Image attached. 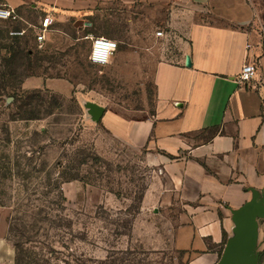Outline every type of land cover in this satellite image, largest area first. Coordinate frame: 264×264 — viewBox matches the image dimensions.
<instances>
[{"label":"crops","instance_id":"0c3cea01","mask_svg":"<svg viewBox=\"0 0 264 264\" xmlns=\"http://www.w3.org/2000/svg\"><path fill=\"white\" fill-rule=\"evenodd\" d=\"M4 2L12 8L30 3L51 21H74L89 50L88 36L142 43L152 26L179 38L177 50L154 63V113L126 119L108 109L102 117L112 136L145 148L155 168L134 227L150 232V248L183 252L185 264H219L237 236V213L249 206L258 213L254 261L264 264V0ZM125 13L134 37L126 40L111 29ZM247 61L257 72L240 83ZM59 79L48 78L47 85L54 88ZM150 217L159 224L148 225Z\"/></svg>","mask_w":264,"mask_h":264},{"label":"rangeland","instance_id":"374dc122","mask_svg":"<svg viewBox=\"0 0 264 264\" xmlns=\"http://www.w3.org/2000/svg\"><path fill=\"white\" fill-rule=\"evenodd\" d=\"M2 4L6 3L0 0V6ZM14 9L15 18L0 19L2 44L31 47L44 57L40 66L23 70L24 73L47 71L66 76L73 83H65L67 79L60 78L57 81L62 83L53 88L47 85L48 78L31 75L22 85H16L15 81L10 83L9 91L16 93V99L8 93L0 97V169L8 166L27 171L35 166L28 184V192H35L31 196L33 206H26V200L18 206L17 200L10 196L17 193L20 178L7 179L5 184L0 182V189L8 193L2 198L8 205L0 206V219L6 216L8 226L5 241H0V264H16L14 243L21 235L10 234L11 220L35 215L41 209L57 223L60 222L58 217H62L63 225L60 229H51L52 244H38L37 248L23 246L24 257L41 258L39 264H185L183 252L171 245L161 250L150 248V232L139 229L140 225L137 230L134 227L142 206L141 193L155 173L147 150L131 148L112 136L107 122L93 121L86 107L87 101H93L126 119L150 117L156 100L154 63L158 58L171 56L179 47V38L169 35L164 28L152 26L146 42L117 41L116 59L99 68L89 63L88 39L83 38L84 31L77 30L74 21L53 20L47 32V43L39 46L35 35L43 13L30 3ZM126 15H119L111 28L124 40L134 38ZM16 28L22 33L12 34ZM141 30L143 28H138L139 32ZM158 30H163V36L157 37ZM11 36L20 38L17 42ZM2 55L8 56L2 51L0 70H3ZM34 94L45 101L38 106L40 100L36 98L30 105L39 109V118L11 120L21 116L20 106L29 102ZM60 161L68 167L76 165L81 178L61 184L65 201L59 205L48 204L53 192L47 196L42 194L49 180L51 184L56 181L59 174L56 165ZM21 196L22 200L26 196L22 189ZM148 219V225L159 224L156 218ZM124 222H127L126 228L121 226ZM18 226L24 228L21 223ZM42 255L49 260L45 261Z\"/></svg>","mask_w":264,"mask_h":264},{"label":"trees","instance_id":"16d2710c","mask_svg":"<svg viewBox=\"0 0 264 264\" xmlns=\"http://www.w3.org/2000/svg\"><path fill=\"white\" fill-rule=\"evenodd\" d=\"M4 2V0H3ZM3 5V4H2ZM6 5V4H5ZM15 31H21L19 28H16ZM38 33V30L36 31V35ZM16 35V34H14ZM35 35V36H36ZM14 40L18 42L20 36H11ZM1 35H0V55L2 51H5L8 56L2 55L1 60L3 63L1 66L3 67V70H0V97H3L5 94H10L13 98L16 97V93H12L9 91L10 86H12L13 81H15L16 85H22L24 82V79L28 76H44L45 78H64L68 81L72 82L68 77L61 76V75H52L48 73L47 71L38 73V74H25L23 70H31L32 68H35L37 66H40L42 64V61L44 60V57L39 55L38 51H35L31 47H23L21 48L20 45H4L1 42ZM36 41V38H35ZM38 54H37V53ZM48 59V57H47ZM89 60V59H88ZM90 64H92L89 61ZM95 66V64H92ZM8 76V78H7ZM73 83V82H72ZM37 93H41V91H37ZM25 97V96H24ZM38 98L40 100V103H38V106L43 105L44 99L40 95L34 94L29 98V102H24L23 105L20 106L21 110V116L19 118H11V120H31V119H38V112L39 109H34L30 105L33 103V100ZM16 99V98H15ZM30 160V158H29ZM76 165H73V167H68L63 165L62 161L58 162L56 167L59 168V174L56 178V181H53L51 184V180H49L48 188L43 192L42 195H48L49 193L53 192V198L48 202V204H54L59 205L62 201H65V196H63L62 190H61V184L66 181H70L73 179H80L77 172ZM35 172V166H32L27 171L23 168H18L17 170L11 169V167L8 166H2L0 169V179L2 184H5V181L7 179L14 178H20V181L18 182V186L16 187L17 193L11 194L10 196L13 199H16L17 205L20 206L24 204L23 202L28 203L26 206H33L31 196L35 194L34 190L32 192H28V184L30 183V177L32 173ZM21 189L22 192L26 193V196L22 200L21 196ZM144 191L141 193L140 201L142 202ZM8 196L7 190L0 189V206H7L8 204L3 201L2 198ZM47 210L50 209V206L47 205ZM44 212V215L42 216V213ZM48 212L46 210H42L41 212L35 214V215H29L28 217H22V218H13L11 220V228L10 234L13 232V235H16L17 237L21 238L15 240V248H16V257L15 261L16 264H25L32 261L33 264H39L41 261V258H35L30 255H26L24 257V250L23 246L27 248V246H30L31 248L34 246H38V244H42L44 246H48V244H52V237H51V229H60L62 227L61 220L62 217L59 218V223L55 222L54 220L50 219L48 216ZM58 216V215H57ZM29 218V219H28ZM21 221V222H18ZM18 223H21V226L24 228H19ZM127 222H124L121 226L126 228ZM19 235V236H18ZM41 237V238H40ZM51 237V238H50ZM49 254H52V251H49ZM43 256V255H42ZM45 261H48V258H44Z\"/></svg>","mask_w":264,"mask_h":264},{"label":"water","instance_id":"95a60500","mask_svg":"<svg viewBox=\"0 0 264 264\" xmlns=\"http://www.w3.org/2000/svg\"><path fill=\"white\" fill-rule=\"evenodd\" d=\"M186 66H191L189 55L185 59ZM86 107L91 119L100 122L106 108L96 102L87 101ZM237 236L228 244L221 256L219 264H257L254 261L255 251V218L258 213L249 206H245L238 213Z\"/></svg>","mask_w":264,"mask_h":264},{"label":"built area","instance_id":"2783aa9c","mask_svg":"<svg viewBox=\"0 0 264 264\" xmlns=\"http://www.w3.org/2000/svg\"><path fill=\"white\" fill-rule=\"evenodd\" d=\"M15 9L11 6L2 5L0 6V19H11L15 18ZM52 21L49 16H44L38 27V33L36 35V42L39 46L46 44L47 32L50 30ZM12 34H21L20 31H13ZM163 30L156 32L157 36H163ZM91 40V46L88 53V59L92 64L105 66L109 64L111 57L115 54L118 49L117 40L106 37V36H88ZM257 72V66L253 61H247L242 67L241 72L238 75V81L240 83L250 81Z\"/></svg>","mask_w":264,"mask_h":264}]
</instances>
